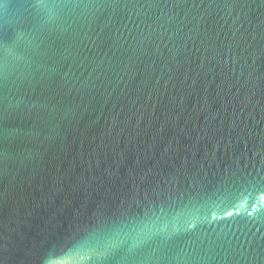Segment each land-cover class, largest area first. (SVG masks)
<instances>
[{"label": "water", "instance_id": "water-1", "mask_svg": "<svg viewBox=\"0 0 264 264\" xmlns=\"http://www.w3.org/2000/svg\"><path fill=\"white\" fill-rule=\"evenodd\" d=\"M0 264H264V0H0Z\"/></svg>", "mask_w": 264, "mask_h": 264}]
</instances>
